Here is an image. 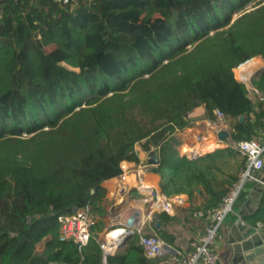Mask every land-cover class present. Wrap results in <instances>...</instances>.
<instances>
[{"label":"trees","instance_id":"16d2710c","mask_svg":"<svg viewBox=\"0 0 264 264\" xmlns=\"http://www.w3.org/2000/svg\"><path fill=\"white\" fill-rule=\"evenodd\" d=\"M246 2L0 0V137L40 130L38 145L0 162V264H104L102 181L121 173V161H138L137 143L158 152L162 192L191 196L202 186L203 207L219 202L237 178L230 172L221 187L224 149L180 156L175 132L202 104L210 119L215 108L225 114L233 140L258 136L264 69L252 75L255 101L233 73L264 58V0L231 20ZM84 207L91 235L78 249L58 236L56 216ZM105 261L158 264L136 232Z\"/></svg>","mask_w":264,"mask_h":264},{"label":"crops","instance_id":"0c3cea01","mask_svg":"<svg viewBox=\"0 0 264 264\" xmlns=\"http://www.w3.org/2000/svg\"><path fill=\"white\" fill-rule=\"evenodd\" d=\"M244 63H247L245 69L235 78L239 79L241 73L246 75L245 85L248 87V96L255 101L259 92L258 90L257 93L252 91V87L255 88L252 83V75L264 69V58L259 55L253 56L239 64L236 69H239ZM186 118L189 119V125L175 132L179 141L176 147L179 155L191 159L224 149L221 157H219L220 160H217L221 167L217 171V177L220 179L221 187L227 188L230 184L229 173L232 172L234 176H237L244 164V156L233 145L236 141L232 139L230 130L224 139L220 138L218 136L220 132L218 127L220 128V126L214 124V119L207 116L206 109L202 104L187 112ZM205 131L210 132L207 139L196 138L195 134ZM227 147H230L233 151L228 152L225 150ZM135 149L138 161L124 160L127 167L125 177L122 178L120 175H116L102 181L105 195L101 201L104 214L102 216L103 226L99 230L100 232L98 231V237L100 238L109 228L112 230L116 227H124L125 222L132 215H135L139 222L143 221L147 203L142 200V197L147 196L150 189L159 188L161 176L157 171H153L154 165L148 162L150 152L154 149L146 150L141 143H137ZM177 195L180 196L181 202L174 204L172 212L161 211L156 213L153 220L144 222L143 229L158 233L164 242L184 253L189 249L190 239L201 234L206 226L207 221L205 218L193 215L195 209L204 205V190L202 186H198L191 196L185 193ZM240 210L243 211V223L247 222L255 225L264 232L263 180L258 178L245 183L234 203L233 211L228 213L221 223L215 244V250L219 255L218 264H231L232 250L227 238L229 228L239 216L238 212ZM162 212L163 214H161ZM98 217L97 214L96 218ZM58 236L62 238L60 233ZM51 237L50 233L44 235L36 243V249L42 250ZM126 243L108 254L125 248ZM50 264H54V262H50Z\"/></svg>","mask_w":264,"mask_h":264},{"label":"built area","instance_id":"2783aa9c","mask_svg":"<svg viewBox=\"0 0 264 264\" xmlns=\"http://www.w3.org/2000/svg\"><path fill=\"white\" fill-rule=\"evenodd\" d=\"M55 1L62 4L73 2V0ZM238 80L245 83L247 77L241 73ZM252 91L257 93V89L253 87ZM214 115V124L220 126L218 129L220 131L227 130L229 133V126L225 114L220 109L215 108ZM195 136L198 139L205 140L210 136V132L205 131L200 134H195ZM233 145L244 156V164L237 178L232 182L226 193L215 206L199 207L193 211L194 216L203 217L207 222L204 231L190 239L189 249L186 252L182 253L177 250L176 253H169L168 249L164 246V240L158 233L143 229L144 222L153 220L156 213L161 211L172 212L174 204L181 202L180 196L167 195L160 188H155L150 189L148 195L142 197V200L147 203L143 221H135L131 229L133 233L136 232L138 234V243L143 247L146 256L157 258L158 264H218L219 255L215 250V244L219 227L227 214L233 211L234 203L244 188L245 183L251 180H257L258 171L263 166L264 125L260 127L257 137L240 139ZM120 167L121 173L119 175L123 178L127 170L124 160L120 162ZM132 216L136 217L135 215ZM56 221L58 222V229L62 238L75 242L78 249H81L87 244L91 235L89 229L91 222L86 207L79 208L68 214L57 215ZM110 231L111 229L107 230L104 236ZM118 242L119 238L117 237L110 242L106 240L100 241L104 252V264H106V254L114 251Z\"/></svg>","mask_w":264,"mask_h":264},{"label":"water","instance_id":"95a60500","mask_svg":"<svg viewBox=\"0 0 264 264\" xmlns=\"http://www.w3.org/2000/svg\"><path fill=\"white\" fill-rule=\"evenodd\" d=\"M240 115L239 119H242ZM228 135L227 130H221L218 136L224 139ZM263 166L258 171L257 177L264 181V154L262 157ZM148 162L153 164V171H156V165L159 162V155L156 151L150 152ZM248 200L246 201L247 204ZM238 217L234 220L229 228L227 242L232 250L231 264H264V232L259 230L257 226L247 222H242L243 211L238 212ZM136 217L132 216L125 222L124 230L119 235V242L116 249L122 247L129 236L133 233L131 227L136 221ZM165 248L169 253H176V248L165 242Z\"/></svg>","mask_w":264,"mask_h":264},{"label":"rangeland","instance_id":"374dc122","mask_svg":"<svg viewBox=\"0 0 264 264\" xmlns=\"http://www.w3.org/2000/svg\"><path fill=\"white\" fill-rule=\"evenodd\" d=\"M257 0H247V2L241 6L240 8L236 9V10H233L232 12V15H231V20H233V18H235L238 13L243 10V9H251L253 8V3H255ZM230 20V22H231ZM55 46L54 43H50L48 45L45 46V48L47 50H51L53 47ZM63 64L65 66H68V67H72L73 69H76V67L72 66V65H69L65 62H63ZM4 65H3V61H0V71L3 69ZM237 66L235 68H233V73H234V76H237L240 72H239V69H236ZM3 84V82H0V85ZM42 129H47V126L44 125L42 127ZM40 130H36L34 131L33 133H26V132H21V133H17V134H5L3 135L2 137H0V162H6V160L9 159V156H5L6 155V152H9L8 155L10 156H15L14 153H16L17 155L16 156H19V157H22L23 155V151L30 148L32 149L33 146L32 144H36L38 145V138L34 139V140H31L33 134L35 133H38ZM195 134V133H194ZM88 217H89V220L90 222H92V217L89 215L88 213ZM90 229V228H89ZM111 228L107 229V230H110ZM100 232V231H99ZM99 235V233H97ZM105 233H103V235L101 236L100 238V241L102 240H106V236H104Z\"/></svg>","mask_w":264,"mask_h":264},{"label":"bare ground","instance_id":"6f19581e","mask_svg":"<svg viewBox=\"0 0 264 264\" xmlns=\"http://www.w3.org/2000/svg\"><path fill=\"white\" fill-rule=\"evenodd\" d=\"M249 64V62H247ZM247 63H244L240 66L239 68V72L243 71L247 65ZM251 65V64H250ZM247 69V68H246ZM124 229L121 228V227H116V228H113L108 234H106V241L107 242H110V241H113L114 238H118L120 237L119 235L122 233ZM107 248V247H106ZM108 248L110 249L109 245H108Z\"/></svg>","mask_w":264,"mask_h":264}]
</instances>
